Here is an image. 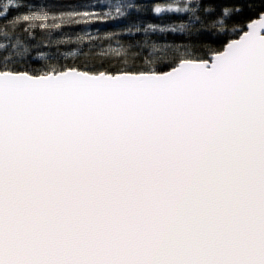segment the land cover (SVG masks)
<instances>
[{
	"label": "snow or ice",
	"instance_id": "snow-or-ice-1",
	"mask_svg": "<svg viewBox=\"0 0 264 264\" xmlns=\"http://www.w3.org/2000/svg\"><path fill=\"white\" fill-rule=\"evenodd\" d=\"M0 264H264V0H0Z\"/></svg>",
	"mask_w": 264,
	"mask_h": 264
}]
</instances>
